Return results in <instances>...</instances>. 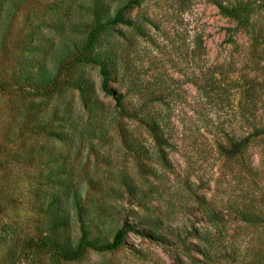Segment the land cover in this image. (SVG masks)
I'll return each mask as SVG.
<instances>
[{
    "label": "rangeland",
    "instance_id": "rangeland-1",
    "mask_svg": "<svg viewBox=\"0 0 264 264\" xmlns=\"http://www.w3.org/2000/svg\"><path fill=\"white\" fill-rule=\"evenodd\" d=\"M0 264H264V0H0Z\"/></svg>",
    "mask_w": 264,
    "mask_h": 264
},
{
    "label": "trees",
    "instance_id": "trees-1",
    "mask_svg": "<svg viewBox=\"0 0 264 264\" xmlns=\"http://www.w3.org/2000/svg\"><path fill=\"white\" fill-rule=\"evenodd\" d=\"M220 8L223 10V12L229 16V17H234L236 19H242L241 18V12L238 10L237 8H226L225 6L221 5ZM115 22H123L129 25H134L131 21L127 20V19H122L119 16H116L115 19L110 22V23H105L102 24L101 26L95 27L91 33V37H93V35H95L96 33L100 32L101 30L105 29L109 24L111 23H115ZM136 27V26H134ZM137 29V27H136ZM75 63H92L95 65L100 66L101 69V74H102V88L103 90L107 93V94H111L113 95L117 102H121V100L123 99L124 95L121 93L116 92L114 89H112L109 86V78H108V71L105 68V63L101 60H99L98 58H92V57H86V56H80L78 58H76ZM235 145V152H237V150L239 149L238 147L240 146L239 144H234ZM237 147V148H236ZM131 228H128L127 226L122 227L116 234L114 240L111 243H107V244H98L97 242H81L78 247L76 248V250L74 251H65V252H61V256L69 259L72 258L74 256H76L77 254H79L80 251H82V249L84 248H91L97 251H103V250H109V249H115L117 247H119L122 244L123 241V236L125 234V232L127 230H130ZM138 233L144 234L146 235L145 231L143 230H134Z\"/></svg>",
    "mask_w": 264,
    "mask_h": 264
}]
</instances>
